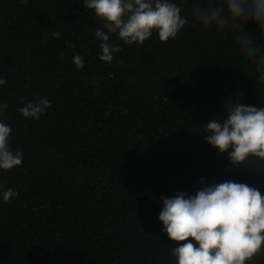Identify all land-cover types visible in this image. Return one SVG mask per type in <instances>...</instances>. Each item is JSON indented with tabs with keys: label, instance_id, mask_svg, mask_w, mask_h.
<instances>
[{
	"label": "trees",
	"instance_id": "trees-1",
	"mask_svg": "<svg viewBox=\"0 0 264 264\" xmlns=\"http://www.w3.org/2000/svg\"><path fill=\"white\" fill-rule=\"evenodd\" d=\"M171 2L187 21L175 38L128 45L105 28L121 49L109 63L95 37L105 21L85 0H0V122L23 154L0 169V193H17L0 195V264H177L162 197L225 181L264 196V159L233 165L203 138L237 100L264 107L256 63L234 30L196 21L193 6L216 0ZM242 23L264 51V31ZM38 97L51 107L23 117L21 99ZM246 264H264V246Z\"/></svg>",
	"mask_w": 264,
	"mask_h": 264
},
{
	"label": "clouds",
	"instance_id": "clouds-1",
	"mask_svg": "<svg viewBox=\"0 0 264 264\" xmlns=\"http://www.w3.org/2000/svg\"><path fill=\"white\" fill-rule=\"evenodd\" d=\"M85 6L105 21L95 31L101 41L99 59L111 62L121 51L109 43V35L117 34L125 44L143 43L156 31L162 42L175 38L186 24L181 8L171 0H85ZM196 21L205 28L234 30L237 43L246 57L256 63L259 83H264V51L246 33L243 23L252 20L264 31V0H216L192 9ZM56 38L59 32H53ZM72 63L77 70L84 59L74 55ZM6 83L0 79V86ZM19 112L25 118H38L51 107L46 97L25 102ZM8 105L0 104V113ZM223 119L211 118L205 124L203 138L217 149L228 153L233 165L243 163L249 156L264 159V107L243 105L237 100L230 104ZM11 129L0 122V169L9 170L22 164V152L13 153L8 144ZM203 183V178H201ZM5 202L17 193L5 189ZM159 220L170 241L178 246L171 250L177 264H246L260 253L264 246V196L259 190L244 183L225 181L202 188L195 195L175 193L163 198ZM193 241L195 243H193Z\"/></svg>",
	"mask_w": 264,
	"mask_h": 264
}]
</instances>
